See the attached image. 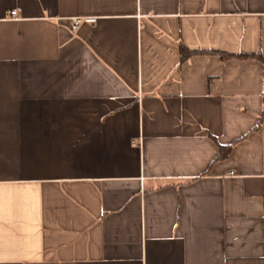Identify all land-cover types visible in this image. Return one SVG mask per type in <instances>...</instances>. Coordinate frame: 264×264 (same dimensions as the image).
Wrapping results in <instances>:
<instances>
[{"label":"crops","instance_id":"crops-1","mask_svg":"<svg viewBox=\"0 0 264 264\" xmlns=\"http://www.w3.org/2000/svg\"><path fill=\"white\" fill-rule=\"evenodd\" d=\"M217 52L264 0H0V264H264V63Z\"/></svg>","mask_w":264,"mask_h":264},{"label":"trees","instance_id":"trees-1","mask_svg":"<svg viewBox=\"0 0 264 264\" xmlns=\"http://www.w3.org/2000/svg\"><path fill=\"white\" fill-rule=\"evenodd\" d=\"M198 53L211 54V52L190 51L188 48L182 46L181 47V60L186 61L188 58ZM216 54H219L223 60H229L231 58H241V59L255 58L264 63V59L259 54H231V53H225V52H217ZM230 150H231V146H224V147L222 146L221 151L219 155L217 156V159H222V158L227 157L230 153Z\"/></svg>","mask_w":264,"mask_h":264},{"label":"built area","instance_id":"built-area-1","mask_svg":"<svg viewBox=\"0 0 264 264\" xmlns=\"http://www.w3.org/2000/svg\"><path fill=\"white\" fill-rule=\"evenodd\" d=\"M17 14H18V11L17 10H13L11 11V17L13 19H17ZM84 20L83 17H75L72 19V29L73 30H77L79 25L81 24V22ZM231 175H235L234 172H231Z\"/></svg>","mask_w":264,"mask_h":264}]
</instances>
